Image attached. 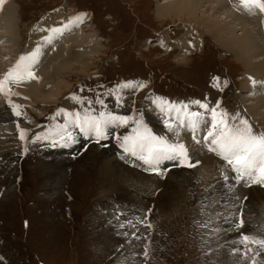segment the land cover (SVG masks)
<instances>
[{"label": "rangeland", "instance_id": "obj_1", "mask_svg": "<svg viewBox=\"0 0 264 264\" xmlns=\"http://www.w3.org/2000/svg\"><path fill=\"white\" fill-rule=\"evenodd\" d=\"M162 1L16 0L13 4L9 0L10 11L15 18L14 34L21 51L38 24L34 25L36 21L46 14L42 19L51 17L48 24H52L59 21L55 17L63 14L85 12L76 11V8L92 10L91 19L89 12L80 15L86 16V21L90 19L84 29L89 26L92 29L83 33L96 32L100 41L95 39V44H98L92 45L90 55L84 56L86 69L78 71V65L73 62V68L54 76V81L50 79L51 87L55 83L60 86L58 97H52L55 103L34 104V97L20 90L10 94L30 102L33 107L28 114L35 120L37 129L41 127V132L48 130L45 137L40 138L32 128L28 136L35 134L32 139L37 136L39 141L25 144L22 140L19 146L0 152V264H264V245L256 243L264 239V229L254 230L259 222L245 216L243 208L245 210L246 206L243 205L248 196L241 198L242 191L249 188L264 195V190L259 189L263 188L261 183L252 181L248 185H234L235 180L231 182L224 178L221 182V175L213 164L203 166L202 160L185 164L175 159L176 166L167 171L169 173L163 175L161 170L159 177L151 175L161 178L157 182L162 184L160 188L151 190V197L135 188L132 189L137 193L134 196H122L108 189L111 173L107 165L116 159H121L125 165L142 160L138 158L140 155H133L125 149L132 141L131 150L142 152L140 137H146L148 132L154 136L153 130L164 131L167 121L160 114L165 115L175 125L171 127L179 133L187 136V127H190L196 135L195 139L188 135L187 142L184 138L176 140L177 145L190 146V151L202 148L203 152L209 153L203 148L213 139L208 131L209 113L199 117L195 115L202 120L199 126L202 133L198 137V125L195 129L190 126V122L195 121L192 119L196 114L194 111L209 107L226 108L225 105L230 108L238 104L240 107L239 100L243 107L245 102L248 108L252 105L253 110L256 108L255 100L261 94L250 89L243 92L241 87L246 83L243 76L246 67L233 50L227 51L220 46L223 43L221 38L216 36L221 42L219 45L212 34L208 33L211 37L208 36L200 26L190 29L187 39L192 42L201 33L199 39L196 38L197 42L202 40L201 45L197 47L191 43L188 55L178 54L180 48L176 47L174 40L188 26L182 24L188 23L182 20L178 25L180 22L171 19H158L155 9ZM207 13H213L212 17L220 20L225 19L223 14L217 15L213 10ZM224 22L227 23L228 19ZM230 23L227 28L239 37L241 30H237L239 27L234 22ZM147 40H157L156 47L144 44ZM100 42L102 44L98 46ZM28 46L32 48V45ZM21 57L26 58L19 61L23 69L30 65L31 57L27 52H22ZM257 58L258 55L252 60L261 62ZM1 59L5 62L13 58L4 54ZM31 61L34 62L33 58ZM55 88L57 86L52 92H57ZM44 93L39 91L37 95ZM47 94L45 98L51 93ZM73 95L77 98H72ZM65 97L73 109L62 113L60 108ZM154 98H162L166 102L161 109L156 108L158 112L150 106V102L156 100ZM167 98L190 103H171L166 101ZM197 101L206 107L199 106ZM10 109L17 110L15 107ZM180 110L184 114L188 111L185 124L168 116L170 111ZM239 111L245 116L241 107ZM63 117L71 118L65 121L61 120ZM120 117L127 118V123L113 119ZM86 119L100 123L102 138L94 129L84 126L88 133L96 134L95 139L84 140L83 129L78 124L85 125ZM60 125L62 127L58 128ZM112 125L115 126L111 128ZM74 126V131H71L69 128ZM16 132L21 136L20 128ZM126 137L129 138L127 141ZM195 141L204 143L201 145ZM219 157H215V161ZM224 165L228 167L229 164ZM149 171L146 172L150 174ZM222 172L225 170H219ZM167 175L178 179L174 186L178 199L165 183ZM229 186L234 187L230 189ZM168 190L169 195L164 196ZM239 196L244 221L241 233L235 235L227 223L233 222L234 215L238 214L236 211L229 215L234 205L239 203ZM252 196L249 210L254 208L259 214L264 196ZM226 206L229 210L222 209ZM245 234L249 238L247 241L242 237ZM224 246L230 248L228 252L224 251Z\"/></svg>", "mask_w": 264, "mask_h": 264}, {"label": "bare ground", "instance_id": "obj_2", "mask_svg": "<svg viewBox=\"0 0 264 264\" xmlns=\"http://www.w3.org/2000/svg\"><path fill=\"white\" fill-rule=\"evenodd\" d=\"M238 1H240V0H238ZM10 4H9V0H0V54L1 55L6 54L7 57L10 55L13 58L12 60H7L5 62L3 61V59H5V58L0 60V79L2 78L3 84H8L7 82L18 83V81L22 82V84H18L19 86H12L13 89H11L9 85H8L9 88L5 89V90H2V88L0 87V152L1 151L6 152L9 148H12L13 146H16V145L19 146L22 140L27 141L26 138L28 137V134L32 128L37 130L34 132L37 136H39L40 138L45 137V130H42V132H43V135H42V132L40 131L41 127L38 126L40 128V130H38L36 126L33 127L31 122L34 123V121H32V120L27 121V124H26V122H23V123L21 122L20 126H18V123L15 122L14 119H18L19 115H17L16 111L10 112L9 107L6 108V106L4 104L5 98H9L10 94L12 92H14L15 90H20V91L25 92V94L28 93V94H30V96L32 95V97H34L33 98L34 104L36 102L39 104L40 103H48V102L55 103L56 100L52 97L53 96L58 97V95L60 93L58 88L60 86L54 82L55 83L54 86L55 87L57 86L58 90L55 88L57 92H55V91L52 92L54 86L51 87L50 79H53V81H54V79H55L54 76H56V75L59 76L60 72L62 73L63 71H67V70H70L71 68H73V66H74L73 62H75V64L78 65V68H79V69L77 68L78 71L86 69L87 67L83 61V58L86 55H90L89 51L91 49H93V47H91L92 45L98 44V43L95 44L96 40L99 39V41H100V38L97 36L98 34L96 32L92 31V32H86V33L84 32L83 33V31H85L87 29H91L90 26L87 29H84V27L86 26V23H88V21H89V18L86 21V20H84V19H86V16H82V17H80L79 21L73 20L77 16V14H87L85 12H74L73 14H70L69 16L63 15V16L55 17L56 19H59V21L55 19L56 21L53 22L52 24H48L50 22L49 19H52V18L47 16L45 18V20L42 19V20H39L41 22H39V21L36 22V24L37 23L38 24L37 25L34 24L36 26H35V28H33V31H31L29 34V38H28L29 41L28 42L26 41L27 43L25 44L24 52H27L29 55H31L30 61L28 60L30 62V65H29V67H27L26 71H21V69L17 68V64H18L17 62L19 59L18 58L19 57L18 52L21 50L20 49L21 47H20V43H18V40H17L18 38L16 37V34H14V31L16 32L15 18H13V13H11V11H10L12 9L10 7ZM249 5H251V4H249ZM251 6H253V5H251ZM202 8H203V11L200 10ZM210 10L211 11L213 10L214 13H216V14L217 13L223 14L225 16V19L220 20L217 17H212L213 13H211V14L207 13ZM155 12H156V16L158 17V19H163V20L171 19L174 22L175 21L177 23L180 22L178 25L182 24V22H181L182 20L186 21L188 23V24H184V23L182 24V25H188V26L186 27L185 32L181 36H179L178 38H176L174 40L176 47L180 48V50H179L180 53H178V54H181V56L182 55L185 56V54L188 55V51H190V47H191L190 44L191 43L195 44V46L197 45V47L201 45V42H202L201 39L198 42L196 41V38L198 40L201 33L199 34V36L197 35L195 37V39H193L192 42H190L187 39V36L189 34V30L192 28H195V25L200 26L207 33L208 36H210V34H208V33H211L213 39L217 43L220 41L216 38V36L221 38L223 40V43L220 42L221 45L219 43L218 44L223 49H225L227 51L233 50L232 52L238 57V58L237 57L236 58L240 59V62L243 63L242 64L243 67H246V69L244 70L245 74L243 75L246 83L241 87L243 89V92H244V89H248V90L250 89V90H256V91L261 93V94H259V96L255 100L256 103H255L254 107H256V108H254L252 110V108H251L252 105H249V108H248L247 102L244 101L245 105L243 107V110L246 112L247 115L254 117V119L252 121H256L260 125H263L262 127H260V129L264 130V116H263L264 108L261 107V103H260L262 100H264V78H263V76H264V12L260 11L259 9L256 12H252L251 10L249 11L248 7L240 4V2L236 3L233 0H163L161 2V4L156 6ZM200 12L202 13L201 17L198 16L200 14ZM246 12L247 13L249 12L248 13L249 15L247 14V16H246L245 15ZM60 19H62V20L60 21ZM226 19H228V22H231V23L234 22L235 26L239 27L237 29V30H241V35L239 37L234 36L233 30L230 29L229 27L227 28L228 22L227 23L224 22ZM228 34H231V35L229 36ZM14 37H15L14 43L12 44V40ZM156 41L151 42L150 40H147L144 44H148L150 46L156 47ZM101 44H102V42H100L98 46H100ZM28 45H32V48L29 49ZM225 46H227L228 49ZM160 48H162V47H160ZM235 55H234V57H235ZM257 55H258L257 59H259L261 62H255L254 60H252ZM178 56L179 55L176 56L177 60H179ZM32 58L35 60V62L31 61ZM252 61H254V62H252ZM26 66H28V64ZM31 67H34L35 69L34 68L33 69L35 71H34V74L29 75V73H30L29 68H31ZM19 71H21L20 74H18ZM10 73H11V75H9ZM6 79H7V81H5ZM8 79L10 81H8ZM47 90H48V92H47ZM114 90H116V87L114 88ZM39 91H44L45 92L44 95L46 93H48L47 95H49L50 93L51 94L48 96L49 98L47 96H46L47 98H45L44 95H40V94L37 95V92H39ZM39 96H40V98L42 96L44 98L43 99L41 98L40 100H36L37 99L36 97H39ZM11 99H13V98L11 97ZM28 99H30V97H28ZM159 101L160 100L156 99L155 101H153V103L150 102V106H151L152 110H155L156 112H158L156 108L161 109L162 107H164V105L166 103L165 100H163L161 103ZM41 105H43V104H41ZM170 107H172V106H170ZM164 110L166 111L167 109H164ZM19 112H20V109H19ZM66 112H67V109H66ZM186 112L188 113V111H186ZM186 114H184L181 110L180 111H170L168 116L172 117L175 120H179L182 123H184V119H185V117H187ZM77 115H79V114H77ZM22 116L23 117H30L25 112L22 113ZM189 117H191V115H189ZM197 117H199V116H197ZM52 118H54L53 115H52ZM192 119H194L197 122L198 128L200 129V132L198 130L197 133H200L198 135V137H200L202 130L199 126L202 125V120L200 118H196V116H194ZM172 122H173V120H172ZM173 123H175V122H173ZM114 124L117 126V123H114ZM25 125H27L29 128H26ZM56 125H57V123H56ZM115 125H112L110 127L113 128V126H115ZM255 125H256V123H255ZM173 126H175V125L173 124ZM178 126L180 127V125H178ZM228 126L230 128L231 125L228 124ZM18 127H21L23 131L27 132V134L24 135L23 139H21L19 137L18 132L14 131ZM187 128L189 129V130H187V132L189 133L188 135L191 137H194L192 139H195L196 135L194 133H192V129L190 127H187ZM70 129H72V128H70ZM171 129L172 130H169L165 134V135H167V137L170 138V140L175 139V140L181 141L184 138L185 139L184 142H187L186 137L188 138V135L185 136L186 133L184 135V133H179L180 131L178 132L173 127H171ZM184 129H186V128H184ZM205 129H206V127H205ZM47 135H46V137H47ZM37 136L34 137V140L38 139ZM53 139H55V138H53ZM46 142H47V140H46ZM187 144L189 145V143H187ZM207 145L212 147V148H215V145H212L211 143L207 142ZM199 148H197V149H199ZM201 149L195 150V151H190L191 155L188 154V156H190L194 159H197V158L201 159L202 160L201 162H203V166H206V164H207L210 167L211 164H213V166H215V168L217 169V172L219 174V170L221 171V170H223V167L224 168L226 167L224 165V162H222V159L219 157L218 161H215V157H216V154H214L215 152L213 153V151H211L210 153H206V152H203V149L202 150ZM128 151L132 152L130 150H128ZM118 154L119 153H117V155ZM116 156H114V157L116 158ZM120 158H121V156H120ZM135 160H136V158H135ZM123 161H125V160H123ZM107 166L110 168V173H111V175L109 177L111 184L109 185L108 189L113 191V192L114 191L118 192L122 196L129 195V194H130V196H132L133 194L137 195L136 191L132 190L133 188H135V189L143 190L144 193H146V192H147V194L149 193L148 195H150V197H151V194H150L151 190L154 187L160 188V186L162 185V184L160 185V182L159 183L157 182V180H160L161 178H153L152 177V176L159 177L161 170L159 172L154 171V173H151L149 171L150 174H148L146 172L148 170V165L145 164L143 162V160H138L136 162H133L132 165H125V164H123L121 159H116V160H114V162L110 163V165H107ZM144 173H147L148 176H146L147 174H144ZM220 174L223 175L224 173L222 172ZM220 174H219V176H220ZM222 175L220 176L221 182H223L222 179L224 177H226L225 175H224V177ZM167 176H168V180L165 177L166 178L165 183L167 186H169L172 189L171 194L173 196H176V198L178 199V191H176L174 188V186L178 182L177 181L178 179L173 177L172 175H167ZM234 180H235L234 184L238 183V181L235 178H234ZM157 184H158V186H157ZM167 186H166V189H167ZM230 187L233 188L232 186H229V188ZM164 188H165V184H164ZM230 189H229V191H230ZM259 189L261 191L264 190V188H259ZM167 192H169V190L164 192L163 195L168 196L169 193H167ZM233 192L234 191L232 190L231 193H233ZM154 194L155 193H153V195ZM252 194H256L257 197H261V198H263V196H264L262 194V192H260L256 189L254 191H253V189H250V188H249V190H243L241 198H243V195L248 196L246 201L244 202V205H243V206L247 207V210L245 207V210L243 208V211L245 212V214H247L245 216H247L250 220H253V219L258 220L259 224H258V226L254 227V230L259 229V228L264 229V201H262L260 203L259 214H257V211L254 208L252 210H249V207H250L249 201L253 200ZM241 198L239 196V199H238L239 203L235 204L233 207L235 211L230 210L229 215H232L233 212L235 214V213H237L236 211H240V209H241ZM212 200H213V198H212ZM222 209H228L229 210V208L227 206L223 207ZM225 214H227V213H225ZM234 217H235V215H234ZM227 224L232 225V231H230V232H233L235 235H236V233H239L242 230V229L240 230V229L235 228L236 221H233V223L230 222ZM222 226H224V225H222ZM221 230H222V227H221ZM221 236H223V234ZM225 241H226V239H225ZM228 249H230L228 246H224V251L228 252ZM221 251H223V249ZM222 254H223V252H222Z\"/></svg>", "mask_w": 264, "mask_h": 264}, {"label": "snow or ice", "instance_id": "obj_3", "mask_svg": "<svg viewBox=\"0 0 264 264\" xmlns=\"http://www.w3.org/2000/svg\"><path fill=\"white\" fill-rule=\"evenodd\" d=\"M241 4L247 6L249 4L257 7L260 11L264 12V0H240ZM80 15L78 14L74 20L79 21ZM24 57H21V60H24ZM28 66H24L21 69L20 64H17V68L21 71H26ZM11 75V73L9 74ZM29 75H31L29 73ZM143 87V85H141ZM196 103H200L197 101ZM201 107H206V105L201 104ZM19 115V113H17ZM103 115V114H101ZM197 114H193L195 116ZM224 116L227 114L224 113ZM238 115V114H237ZM119 119L123 123H127V118H113ZM233 120L236 117H232ZM213 121H216V112L213 109ZM240 124L244 125L243 128H229L226 125V121L221 119L219 123L224 125V128L219 133L218 136H215L211 140V144L215 145V148L210 147L209 151H217V154L221 156L222 159L227 161L231 165L232 170L237 173L238 180L242 179L245 175L253 179L254 183H264V133L256 134L253 130V126L248 123L247 120L241 119ZM78 126L84 128V126L92 127L98 137H103V132L100 126V123L95 120H85V125ZM166 127L171 129V126L166 123ZM190 126L195 129L197 126L196 121H191ZM215 123L213 127H215ZM212 133H209V136H212ZM24 138V133L21 132V139ZM129 138H125L127 141ZM207 140L208 137H205ZM159 144L161 147H156ZM139 147L142 152L146 153L140 155L138 158L142 159L143 162L150 166L159 165L163 160H175L180 156H187V151L183 144H167L163 137L152 136L150 132L146 137H140ZM127 151V148L125 149ZM133 155H137L135 151L132 152ZM192 166V165H189ZM259 167L260 176L256 178L254 176L255 169ZM242 225H238L240 227ZM249 238L244 236V240L247 241ZM256 243L264 245V239L257 240Z\"/></svg>", "mask_w": 264, "mask_h": 264}]
</instances>
